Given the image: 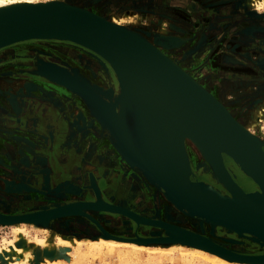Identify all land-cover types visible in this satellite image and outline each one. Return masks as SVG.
I'll return each mask as SVG.
<instances>
[{
  "label": "rangeland",
  "instance_id": "obj_1",
  "mask_svg": "<svg viewBox=\"0 0 264 264\" xmlns=\"http://www.w3.org/2000/svg\"><path fill=\"white\" fill-rule=\"evenodd\" d=\"M72 1L75 4H81L95 14H99L100 17L105 16L107 18L109 13L117 16L120 24L122 23V27H119L138 35L145 41H148L150 37L153 38L155 47L164 56L185 71L186 74H189L198 85L215 97L230 115L240 121L241 124L247 125L254 118L257 108L264 107V38L258 36L259 34H264V0L258 1L259 7L257 6V9L250 5L251 3L253 4V0ZM186 2H188L187 5H195L196 7L189 12L181 6L182 3L185 4ZM158 32L163 33L160 34ZM33 39L17 41L6 45L7 47L3 46L7 48V52L3 51L0 54V165L14 172L17 171V167L29 171L41 168L43 161L44 163L46 162L44 159L46 156L42 157L45 154L44 151L47 152V155L65 159L71 153V156L86 155L92 140L99 143L100 125L96 121L97 119L95 120L87 113V105L83 100H80L81 98L78 95L72 93L64 86L49 80L44 75L46 69L42 70L37 67L33 70L29 62V56L24 53L27 48L38 47L37 44L30 42ZM61 52L63 53L53 51L59 57L62 54L67 55L66 52ZM72 52L74 56L69 59L72 67L64 71L66 74L89 87L108 89L112 92V96L118 94L116 81L111 78L108 64L104 60L88 50L80 51L79 49L77 52ZM35 61L37 63L41 62L39 59H35ZM79 69L81 71H78ZM102 72L109 77V84H116V93H114L111 85L105 87L100 83L89 82L88 79L97 81ZM40 79L49 81L68 93L66 94L57 88L50 89L53 91L57 90L58 94L56 96L62 100L61 104L57 103V100L56 102L52 100L53 103H51L53 112L58 116L61 127L57 139L50 150H47L45 138L42 135L34 133L29 130L28 126H25L26 120L29 119L28 117L32 116L31 112L26 108L27 105L29 106L26 99L37 96L38 92L43 94L47 89L39 82ZM77 99L80 100L84 109L83 114L88 121L91 118L87 123L88 131L84 130L85 127H81L83 125L73 123L75 121V123L78 121L83 123L84 120L81 114L72 113ZM65 100H67L66 103ZM70 110H72L71 113L73 115ZM70 115L74 121L71 120ZM100 128L105 131L104 135L107 134L105 128ZM78 129L81 130L78 132ZM256 135L262 144V148H264V121L259 123ZM191 145L193 144L189 140H184V147L189 162V178L193 172L197 171L199 166H203L198 165L196 161L193 171L191 170L189 153L192 151L194 160H197V158L202 160L211 179L225 192L221 194H227V191L212 175L201 154L196 155ZM110 147L113 149L111 143ZM186 147H188V150ZM73 148H75L76 152ZM116 155L123 169L113 171L114 173L110 177L112 181L109 180L110 178L108 181L107 179L105 180L104 188L107 193L111 192L110 188L118 184H128L132 188L131 200L133 202L130 203L137 209H141L139 213L150 214L153 215V218L166 222V211L173 209L170 201L136 167L126 163L119 154L116 153ZM88 158L85 157L83 168L94 169L93 173L99 175L97 169L101 163H99L98 159L93 161L92 156ZM66 164L64 163L63 166ZM82 172H84L83 176L86 177V171L82 170ZM16 175L17 172L10 175L0 170V191L21 200L34 198L35 194L38 193L24 184L16 183ZM110 182H113L114 185ZM213 189L220 193L218 189ZM63 191L66 196H76L78 194L77 190L72 188H65ZM109 193L108 195H111L109 196L110 200L123 203L122 196ZM102 201L108 203L103 198ZM35 207L30 205V208ZM2 208L3 204L0 202V210ZM26 209L28 208H23L22 210ZM6 211L11 212V210ZM86 214L87 217H81L82 220L79 222L77 220L81 219L80 217L71 216L70 218L53 219L42 224H33L28 226L26 233L28 236L41 238V234L36 233L35 230L44 228L48 231L50 230L51 239L54 242L53 235L55 234L60 237L72 236L80 240L93 241L96 236L101 234L99 226L112 237L121 239L135 236L157 237L158 234L156 233L160 231L155 226L138 225L118 213L87 211ZM143 217L147 216L144 215ZM152 217L150 218L152 219ZM176 219L180 225L196 230L201 236L207 237L233 252L243 254L264 253L263 247L251 241L245 235L227 231L219 225L210 226L194 216L180 212H178ZM52 221L54 224H51ZM95 221L98 226L93 223ZM43 224H46V226ZM12 239V227L0 224V245H7ZM169 251L150 255L148 261L145 260L147 259L146 254L139 252V261L142 263L133 259V261L123 264H207L192 256L175 252L173 249ZM81 252L83 258L80 261L75 257V251L69 247L59 250L57 255L51 257L50 251L37 253L40 257H46L45 261L39 260L40 264H119L114 252H108L103 249L98 255V253H89L83 250V246L81 247Z\"/></svg>",
  "mask_w": 264,
  "mask_h": 264
},
{
  "label": "water",
  "instance_id": "obj_2",
  "mask_svg": "<svg viewBox=\"0 0 264 264\" xmlns=\"http://www.w3.org/2000/svg\"><path fill=\"white\" fill-rule=\"evenodd\" d=\"M42 32L59 34L65 41L87 49L108 64L110 76L118 87L116 96L108 89L89 87L52 65H44V75L83 100L107 130L109 140L126 163L136 167L185 214L201 218L210 226L219 225L227 231L245 235L264 248V151L258 138L255 140L243 131L215 97L171 60L89 10L53 4L0 10V47L37 38ZM116 67L167 93L180 107L175 112L178 122H171L168 117H162L159 110L148 109L143 102L133 98L115 72ZM185 139L196 144L212 175L227 194L215 191L202 181L189 179ZM223 155L255 184V189L243 191L235 183L223 163ZM91 185L94 189L92 201L17 215L0 214V224L21 220L42 222L69 214L79 207H97L102 195L95 183ZM99 208L127 216L136 224L168 226L161 220H144L118 205L106 203ZM93 223L98 226L96 221ZM99 230L102 235L111 236L100 226ZM127 239L144 243L162 240L161 237L138 236ZM186 242L212 249L227 259L264 264V253L233 252L196 234Z\"/></svg>",
  "mask_w": 264,
  "mask_h": 264
},
{
  "label": "flooded vegetation",
  "instance_id": "obj_3",
  "mask_svg": "<svg viewBox=\"0 0 264 264\" xmlns=\"http://www.w3.org/2000/svg\"><path fill=\"white\" fill-rule=\"evenodd\" d=\"M188 2L185 4L182 3V8H185L189 12L193 10L192 8L196 7L195 5H187ZM143 4V3H139ZM107 7V6H106ZM104 7V8H106ZM145 31V30H143ZM148 32V31H146ZM258 36L264 38V34H259ZM30 42L37 44L38 47H30L24 50V53L26 56H29V62L30 65L33 67V70L37 67L41 68L42 70H45L46 64L52 65L58 69H62L65 71L68 68L72 67L71 56H74V53L72 51H76L80 49L81 50H87L83 47H80L78 45H75L73 43L67 42V41H53V40H37L33 39ZM51 46V47H50ZM7 47V46H5ZM2 47L0 48V54L3 53V51L7 52V48ZM45 48V49H44ZM53 51L63 53L61 51H64L67 53L62 54L60 57L56 56ZM23 52V51H22ZM79 52V51H78ZM35 59H39L41 62L37 63ZM70 62V63H69ZM45 65V66H44ZM78 71H81L80 69ZM88 79V78H87ZM90 83H100L103 84L105 87H108L109 85V77L105 73H100L99 78L97 81L88 79ZM39 82L47 88L43 94L39 93L35 97L27 98L26 101L28 102L29 106L27 110H29L32 114V116L28 117L29 121L26 120V125L28 126L29 130H32L34 133L42 135L45 139L47 150H50L51 147L54 145V142L57 139L61 123L58 120V116L54 114L53 112V106L51 103L57 102L59 104L62 103L61 98L56 96L58 94V91L50 90L51 88H57L58 90H62V92H65L68 94L64 89L61 87L54 85L53 83L47 82L46 80L40 79ZM113 88L114 93L117 92L116 84L111 85ZM51 94V95H50ZM49 96V97H48ZM69 96V95H68ZM53 98V99H52ZM71 98V97H69ZM53 100V101H52ZM25 101V102H26ZM64 101V100H63ZM67 100H65L66 103ZM75 106H79L82 117H83V123L81 121H78L77 123L73 122L74 124H81L82 128L85 127V131H88L87 123L89 122L87 117L83 114L84 109L79 99H77L74 103ZM75 108V107H74ZM73 108V109H74ZM72 110H70L71 113ZM71 118V115H70ZM71 120H73L71 118ZM28 121V122H27ZM74 121V120H73ZM81 129H78L79 132ZM70 132V131H69ZM105 131L100 128L99 126V143L95 140H92L90 142V145L88 146V151L86 152V155L80 154L77 155H68L67 158L61 159L57 158L52 155H47V152L44 151V155L42 156L45 159V163L43 161V165H41V168L34 169L33 171H29L27 169H21L20 167H17V175L15 179L16 183L24 184L27 187L31 188V190L37 192L38 194H35L34 198H29V200H21L20 198L11 197L9 194L4 193L0 191V202L3 204V208L0 210V214L3 215H17V214H23V213H29L33 211H38L42 209H48L52 208L54 206H60L69 204V202H82V201H92L94 199V189L92 187V183L96 184V188L99 189L102 198L105 199L108 203H112L115 205H119L122 207H125L129 210L139 212L141 209H137L134 207L133 204L130 202H133L131 200V186H126L125 184H118L117 186L110 188L111 192L109 194L122 196L123 203H117L113 200H110L106 189L104 188L105 180L112 177L113 171L117 170L120 171L123 169L122 165H120V162L118 160V156L113 151V149L110 147V144L106 138V134L104 135ZM71 134V132H70ZM79 134V133H78ZM101 135V136H100ZM102 135H104L102 137ZM75 147V146H74ZM77 147V146H76ZM188 150V147H186ZM264 151V148H262ZM73 150L76 152L75 148ZM82 153V151H80ZM189 152V151H188ZM192 152L189 153V159H190V166L191 170L193 171V166L195 165V162H198L199 166L197 171L193 172L190 176V180L194 181H202L213 188H216L220 191V193H225L219 185H217L210 177V174L207 169H205V166L200 158H197V160H194V157L192 156ZM92 156V160H99L98 173L99 175H95L93 173L94 169H87L83 168V164L85 163V157ZM223 157V163L227 170L229 171L230 175L232 176L233 180L237 185L241 187L243 191H249L255 189V185L247 179L246 182L245 178L241 176V174L236 170L235 166L229 161V159L226 156ZM89 159V158H88ZM87 159V160H88ZM64 163H67L65 166H63ZM46 164V165H45ZM48 168V169H47ZM0 170L3 171L5 174L13 175L15 172L11 169H8L5 166L0 165ZM83 171H86V177L83 176ZM63 174V175H62ZM111 175V176H110ZM6 178V177H5ZM8 178V177H7ZM85 178V179H84ZM90 178V180H89ZM10 179V178H9ZM13 179V178H12ZM110 178L109 180H111ZM7 180V179H6ZM243 180V181H242ZM112 181V180H111ZM113 184V182H110ZM65 188L69 189H75L77 190L76 196H66L64 191ZM33 197V196H31ZM30 205L36 206L35 208H30ZM23 208H28L26 210H22ZM6 210H11V212H7ZM143 216H147L145 218H150L153 215L150 214H143L140 212ZM166 217V216H165ZM177 217V215H175ZM81 219H78L77 221H81ZM51 224H54L52 221Z\"/></svg>",
  "mask_w": 264,
  "mask_h": 264
},
{
  "label": "bare ground",
  "instance_id": "obj_4",
  "mask_svg": "<svg viewBox=\"0 0 264 264\" xmlns=\"http://www.w3.org/2000/svg\"><path fill=\"white\" fill-rule=\"evenodd\" d=\"M258 1L259 0H253V4L250 2L251 3L250 5L257 9V6L259 5ZM44 4L61 5V6H67V7L75 8V9H79V10H84V9L88 10V9L84 8L81 4H77V3L75 4L72 0H66V1H63V0H15V2H5L2 5H0V10L6 9V8L18 7V6L44 5ZM97 15H99V14H97ZM102 18L105 21L109 22L110 24H112L118 28L122 27L121 26L122 23L120 24L119 18L113 14L109 13V16L107 18L105 16H102ZM119 26H121V27H119ZM121 29L128 32L127 30H125L123 28H121ZM128 33H130V32H128ZM158 33L161 34L163 32H158ZM130 34L141 39L146 44H148L152 48L156 49L160 54H162L155 47V45H154L155 40L153 38L150 37V39L148 41H145L144 39H142L141 37H139L138 35H136L134 33H130ZM34 39L65 41L61 35L48 33V32H42L38 35L37 38H34ZM164 57L166 59H168L166 56H164ZM174 65H176V64H174ZM115 72H117V75L120 77L121 82L130 91L133 98L143 102L145 104V106L148 107V109L149 108H155V109L159 110L162 113V117H168L171 120V122H174V123L178 122L177 118L175 117V112L180 107L167 93H165L163 90H161L157 86L152 85L151 83H148L147 81L135 76L134 74H132L126 70H123L121 68H117V69H115ZM115 72H114V74H115ZM183 73H185V71ZM117 75H116V77H117ZM186 75L190 78L189 74H186ZM100 89L105 90V88H100ZM80 100H82V99H80ZM54 104H56V103H54ZM86 109H87V113L91 117H93L95 120L97 119L96 121L98 122V118L95 117L96 115L93 112H91V110L88 109L87 107H86ZM72 113L82 115L79 106H75V109H74V111H72ZM118 114H119V112H118ZM254 115H255L254 118H252V120L247 125L243 124V123L241 124L240 121H237L234 118L233 119L243 131H245L250 137H252L253 139L256 140L257 139L256 131L259 128V123L264 121V107L261 106V107L257 108V111ZM90 120H91V118H90ZM100 127H102V126L100 125ZM102 128H104V127H102ZM108 135L106 134V137H107L108 141L112 144V142L109 140ZM189 142L193 144L191 146H193L195 154L196 155L201 154L200 150L196 146V144L190 140H189ZM112 147H113V150L117 154H119V152L113 146V144H112ZM240 174H241V176H243L245 178V181L242 180L243 182H246L247 179H249L247 176H245V174L243 172ZM157 189L159 190V188H157ZM160 191L162 192L161 189H160ZM71 203H75V202H71ZM170 203H171V207H173V209L166 211L165 219H166L167 223L164 222V223L168 224V226H155L156 228L160 229L159 233H156V234H158L157 237H161V239H162L160 241H155V242H145L144 243V242H140V241L134 240V239L133 240L121 239V238L112 237V236H104L102 234L96 236V238L93 241L80 240V239L74 238L72 236L60 237V236L55 234V235H53L54 236L53 237L54 242H52L53 239H51L52 235L49 232L50 230L48 231L47 229H44V228L43 229L41 228L42 230H39V229L35 230L36 233L41 234V238L36 237V236H33V237L28 236L26 233V229L28 228V226L33 225V224H38V223L42 224V223L48 222L50 220L62 218V217H69V218L71 216H76L77 218L78 217L81 218L83 216L87 217L86 216L87 211L88 212L89 211H94V212L103 211V210H100V208H99V207H101V208L104 207L106 204L105 202L102 201V198L100 199V202L98 204L99 207L98 206L97 207H88V208L79 207V208H76L73 212H71L69 214L56 216V217L45 219V220L43 219L42 222L41 221L37 222V221L21 220V221H17V222H13V223H6L4 225H10V227H12V238L13 239L7 245H0V264H40L39 260L41 259V261L42 260L45 261L46 257H44V256L40 257L37 252L42 253V251H50V257H51L53 255L54 256L57 255L59 250H62V249L68 248V247L75 251V253H74L75 257L77 258L78 261H80L83 258V255L81 252L82 246H83V250H85L89 253L95 252V253H98V255H99L100 251H102L103 249L108 251V252H114L116 255L115 257L118 259L117 261L119 262V264L127 263L128 261H133V259L137 260V262H139V263H142L141 261H139V252L145 253L147 256V259H145V260L148 261L149 260L148 258L150 255L157 254V253H165L171 249L175 250V252H179L180 254L192 256L193 258L199 259L203 263H207V264H256L250 260L227 259L212 249H204V248H200V247L193 245V244H191V245L186 244L187 240L189 241L192 237H195V234L199 235V236H201V235L196 230L188 228L186 226H182L178 223L179 221L176 219L175 215L176 214L178 215V212H180L182 214H185V213H184V211L178 209L177 206L174 205L171 201H170ZM136 214H138L144 220H158V219L153 218V217H152V219L151 218L145 219V217L141 216L142 214H140L139 212H137ZM125 217H127V216H125ZM195 218L199 219L202 222H206L209 225H211L209 222L204 221L201 218H198V217H195ZM35 222H37V223H35ZM137 224L140 225L142 223H137ZM43 225L46 226V224H43Z\"/></svg>",
  "mask_w": 264,
  "mask_h": 264
},
{
  "label": "snow or ice",
  "instance_id": "obj_5",
  "mask_svg": "<svg viewBox=\"0 0 264 264\" xmlns=\"http://www.w3.org/2000/svg\"><path fill=\"white\" fill-rule=\"evenodd\" d=\"M5 2H15V0H0V5H2Z\"/></svg>",
  "mask_w": 264,
  "mask_h": 264
}]
</instances>
